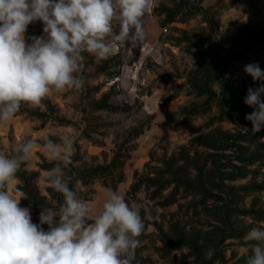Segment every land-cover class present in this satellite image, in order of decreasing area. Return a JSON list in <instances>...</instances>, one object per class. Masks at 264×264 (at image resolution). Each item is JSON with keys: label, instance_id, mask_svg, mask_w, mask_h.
Segmentation results:
<instances>
[{"label": "rangeland", "instance_id": "374dc122", "mask_svg": "<svg viewBox=\"0 0 264 264\" xmlns=\"http://www.w3.org/2000/svg\"><path fill=\"white\" fill-rule=\"evenodd\" d=\"M143 23V43L117 44L108 60L83 54L82 90L0 123V151L71 130L70 175L93 218L108 190L141 215L134 264H244L243 237L264 223V128L252 132L244 103L260 85L244 67L264 70V0H153ZM54 163L37 150L12 183L33 223L62 203L45 179Z\"/></svg>", "mask_w": 264, "mask_h": 264}, {"label": "clouds", "instance_id": "9594fccd", "mask_svg": "<svg viewBox=\"0 0 264 264\" xmlns=\"http://www.w3.org/2000/svg\"><path fill=\"white\" fill-rule=\"evenodd\" d=\"M153 0H0V123L15 118L22 104L39 107L52 93L82 90L85 56L108 60L117 44L143 43V18ZM43 25L28 36V26ZM114 23L118 31H114ZM244 72L249 87L244 103L252 132L264 128V70L250 63ZM264 141V138H261ZM39 150L54 166L46 182L62 195L58 208L43 207L33 223L23 192L12 187L16 174ZM76 153L71 130L58 140L43 136L21 142L11 155L0 151V264H134L144 222L119 191L108 190L101 210L80 198L87 188L70 175ZM44 225H47L45 230ZM244 264H264V223L244 235ZM214 249L205 252L210 260Z\"/></svg>", "mask_w": 264, "mask_h": 264}]
</instances>
